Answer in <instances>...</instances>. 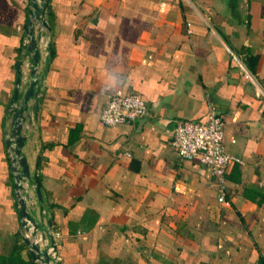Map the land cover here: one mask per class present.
Instances as JSON below:
<instances>
[{
    "label": "crops",
    "instance_id": "crops-1",
    "mask_svg": "<svg viewBox=\"0 0 264 264\" xmlns=\"http://www.w3.org/2000/svg\"><path fill=\"white\" fill-rule=\"evenodd\" d=\"M27 7L0 0V255L22 240L4 140L18 60L20 92L30 78ZM44 18L39 91L23 112L20 153L40 182L38 197L23 180L26 210L38 235H52L58 264H256L264 254V0H48ZM117 89L138 93L147 110L105 125L98 113ZM210 107L233 156L223 201L209 167L180 159L169 142L175 119L203 121ZM20 254L31 260L25 243Z\"/></svg>",
    "mask_w": 264,
    "mask_h": 264
},
{
    "label": "built area",
    "instance_id": "built-area-1",
    "mask_svg": "<svg viewBox=\"0 0 264 264\" xmlns=\"http://www.w3.org/2000/svg\"><path fill=\"white\" fill-rule=\"evenodd\" d=\"M36 28L42 29L36 21ZM186 25H189L187 22ZM40 39V38H39ZM42 42V41H41ZM46 40L41 48L45 50ZM242 75L253 81L251 73L241 64L238 65ZM147 107L138 93L123 92L119 89L110 93L99 110V120L105 125L130 123L146 113ZM224 119L212 107L208 108L206 119L203 121L192 119H175L170 130V145L180 159L196 158L197 161L209 167L214 179L216 198L224 200L225 169L233 160L223 146ZM31 226L22 230L20 235L29 237L38 243V246L47 245L50 262L57 261V255L47 239H41L40 234L30 235ZM58 262V261H57Z\"/></svg>",
    "mask_w": 264,
    "mask_h": 264
},
{
    "label": "water",
    "instance_id": "water-1",
    "mask_svg": "<svg viewBox=\"0 0 264 264\" xmlns=\"http://www.w3.org/2000/svg\"><path fill=\"white\" fill-rule=\"evenodd\" d=\"M48 8V0H28V17L25 21L24 28V39L22 47L25 49V52L30 53L29 60V81L26 88L20 92V63L21 60H18L15 67V76H14V88L8 104L6 106V114H10V128L5 137L4 143L8 150V157L10 160V169L13 171V193L14 198L17 203V213L20 218V225L23 230H27L31 226L30 235H36L37 225L32 215L26 210L25 203V190L23 187V180L27 182L30 180V175L25 161V157L20 153V148L25 140V136L20 133L21 129L26 130V122L24 124V115L23 112L26 110L27 102L29 98L35 97L39 91V76L36 72V65L39 60L40 54L37 46L39 38L43 34L42 29L36 30L34 33V23L37 21L43 28H47L45 22V12ZM48 50L49 47H48ZM35 108V105H33ZM35 166L37 161H35ZM19 167V168H18ZM34 183L35 192L38 197H40L39 190V178L34 175L31 179ZM21 234V232H20ZM21 238L25 245L28 247V252L30 254L33 264H58L57 261L50 262V254L47 251V245L41 247L38 246V243L32 241L31 238L21 235ZM41 239H47V242L55 250V245L53 243V237L49 233H40Z\"/></svg>",
    "mask_w": 264,
    "mask_h": 264
},
{
    "label": "trees",
    "instance_id": "trees-1",
    "mask_svg": "<svg viewBox=\"0 0 264 264\" xmlns=\"http://www.w3.org/2000/svg\"><path fill=\"white\" fill-rule=\"evenodd\" d=\"M23 246V240L19 243L15 242L9 253L0 255V264H33L32 260L21 256L20 250ZM256 264H264V254L258 256Z\"/></svg>",
    "mask_w": 264,
    "mask_h": 264
},
{
    "label": "rangeland",
    "instance_id": "rangeland-1",
    "mask_svg": "<svg viewBox=\"0 0 264 264\" xmlns=\"http://www.w3.org/2000/svg\"><path fill=\"white\" fill-rule=\"evenodd\" d=\"M37 30V28L35 29V31ZM26 40V39H25ZM39 41V40H38ZM25 42V41H24Z\"/></svg>",
    "mask_w": 264,
    "mask_h": 264
}]
</instances>
